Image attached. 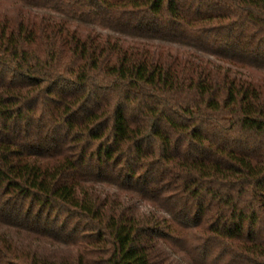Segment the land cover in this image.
<instances>
[{
  "label": "trees",
  "instance_id": "16d2710c",
  "mask_svg": "<svg viewBox=\"0 0 264 264\" xmlns=\"http://www.w3.org/2000/svg\"><path fill=\"white\" fill-rule=\"evenodd\" d=\"M0 264H264V0H0Z\"/></svg>",
  "mask_w": 264,
  "mask_h": 264
},
{
  "label": "rangeland",
  "instance_id": "374dc122",
  "mask_svg": "<svg viewBox=\"0 0 264 264\" xmlns=\"http://www.w3.org/2000/svg\"><path fill=\"white\" fill-rule=\"evenodd\" d=\"M144 209L148 210L149 209V206H144Z\"/></svg>",
  "mask_w": 264,
  "mask_h": 264
}]
</instances>
